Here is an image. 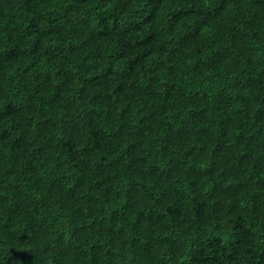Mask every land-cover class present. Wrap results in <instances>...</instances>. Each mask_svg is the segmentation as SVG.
<instances>
[{"label":"trees","instance_id":"obj_1","mask_svg":"<svg viewBox=\"0 0 264 264\" xmlns=\"http://www.w3.org/2000/svg\"><path fill=\"white\" fill-rule=\"evenodd\" d=\"M0 264H264V0H0Z\"/></svg>","mask_w":264,"mask_h":264}]
</instances>
